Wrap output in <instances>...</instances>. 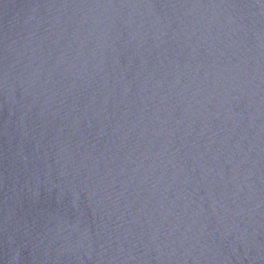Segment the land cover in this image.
I'll return each instance as SVG.
<instances>
[{
    "label": "water",
    "instance_id": "1",
    "mask_svg": "<svg viewBox=\"0 0 264 264\" xmlns=\"http://www.w3.org/2000/svg\"><path fill=\"white\" fill-rule=\"evenodd\" d=\"M0 264H264V0H0Z\"/></svg>",
    "mask_w": 264,
    "mask_h": 264
}]
</instances>
